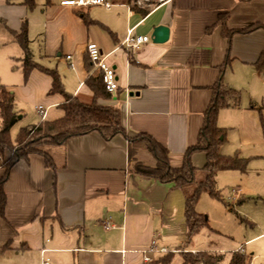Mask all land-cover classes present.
<instances>
[{
    "label": "crops",
    "instance_id": "1",
    "mask_svg": "<svg viewBox=\"0 0 264 264\" xmlns=\"http://www.w3.org/2000/svg\"><path fill=\"white\" fill-rule=\"evenodd\" d=\"M67 1L73 0H34L30 11L24 0H0V49L10 43L19 47L13 33L28 19L34 64L56 71L65 94L90 105L84 57L87 45H96L118 86L112 100L97 105L119 111L128 138L145 135L163 146L173 168L181 166L186 149L195 145L212 88L221 80L227 101H232L231 91L240 94L237 107L218 113L217 125L227 131L221 155L238 153L249 164L262 158L264 68L258 70L256 64L264 55V0H151L136 10L128 9L129 0H106L115 6L110 10L61 5ZM252 26L263 29L235 35L229 42L224 38V30ZM159 27L168 29V41L154 45L150 38ZM129 30L149 43L137 51L124 50ZM21 58V49L19 54L0 51V86L14 95L15 137L22 128L59 119L65 102L61 95L49 94L52 79L44 73L34 70L24 81L21 66L14 65ZM46 153L54 172L33 156L9 174L0 219V264H40L42 259L50 264H145L140 252L152 246L163 255L180 251L187 232L182 193L132 173L135 161L153 167L148 151L140 149L129 161L124 138L105 142L90 134ZM191 162L201 169L206 159L195 154ZM3 175L0 166V179ZM236 192L241 197L243 190ZM105 222L109 231L102 228Z\"/></svg>",
    "mask_w": 264,
    "mask_h": 264
},
{
    "label": "trees",
    "instance_id": "2",
    "mask_svg": "<svg viewBox=\"0 0 264 264\" xmlns=\"http://www.w3.org/2000/svg\"><path fill=\"white\" fill-rule=\"evenodd\" d=\"M28 10L35 7L34 0H24ZM1 24V21H0ZM263 29L260 26H252L242 31L224 30V38L230 39L238 34H249L255 30ZM14 42L22 51V58L16 60L20 64L24 81L29 74L40 71L52 79V88L49 94L61 95L65 102L60 106L62 116L51 122H42L37 126L22 128L14 140L10 137V131L18 122L14 113V95L0 86V166L4 175L0 179V219L4 220L6 208V195L4 187L11 170L20 162H28L30 157H40L47 169L55 171L52 159L46 153V149L60 148L73 139L90 134H97L105 142H109L117 136L126 140L129 161H133L140 149H145L153 158V167H147L140 162L132 163V173L143 180L154 181L162 185H172L179 190L184 197V220L187 227L185 249L177 253L179 264H250L247 256L242 252L230 254L228 259L218 253L186 251L194 238L202 228L207 226L204 216L198 214L196 206L202 195L212 200L228 205L221 198L216 186V178L225 172H235L244 176L248 172L249 160L241 158L238 153L233 156H223L220 148L226 143L227 131L217 125L218 113L222 109L237 107L240 94L231 91L232 101L226 100V92L221 80L212 88V100L202 115V126L199 130L194 146L186 149L179 168L170 165L168 151L152 138L138 135L131 139L125 134L121 125L119 111L110 107L97 105V101H110L113 94L105 91L102 84L101 73L94 72L87 55L84 57V67L88 74L85 85L91 92L93 102L83 105L76 99L65 94L61 79L56 71L45 70L32 61L29 49L26 21L22 22L20 32L13 33ZM15 62V63H16ZM256 68H264V55L256 64ZM203 154L206 163L203 168L196 169L192 166V156ZM5 162L2 163L3 158ZM2 163V164H1ZM232 212V209H229ZM242 222H244L242 220ZM8 250V246L2 249V253ZM176 254L167 253L148 264H172Z\"/></svg>",
    "mask_w": 264,
    "mask_h": 264
},
{
    "label": "rangeland",
    "instance_id": "3",
    "mask_svg": "<svg viewBox=\"0 0 264 264\" xmlns=\"http://www.w3.org/2000/svg\"><path fill=\"white\" fill-rule=\"evenodd\" d=\"M45 3L44 1L43 5ZM30 41L32 40H29V43ZM2 50L7 52L14 50L20 53L19 47L12 43L3 44L0 51ZM14 65L20 64L16 62ZM15 127L11 129L12 140L15 138L17 129ZM216 186L223 201L237 213L229 212L223 203L202 195L195 211L204 216L207 226L202 228L194 240L186 246V251L194 249L221 252V255L228 259L230 254L242 249L247 253L248 259H251L250 264H264V155L249 164L245 177L241 178L237 173L225 172L216 179ZM238 188L243 190L241 197L236 196ZM239 199L243 201L241 205L236 204ZM185 243L186 240L178 250L183 251ZM179 261V256L176 254L172 264H179Z\"/></svg>",
    "mask_w": 264,
    "mask_h": 264
},
{
    "label": "built area",
    "instance_id": "4",
    "mask_svg": "<svg viewBox=\"0 0 264 264\" xmlns=\"http://www.w3.org/2000/svg\"><path fill=\"white\" fill-rule=\"evenodd\" d=\"M171 0H156L157 4H162L165 2H170ZM151 0H129L127 2V7L130 10L143 9L146 4L150 3ZM64 7L70 8H79V9H90V8H103L110 10L115 7L112 4L108 3L106 0H78V1H67L61 4ZM149 43L147 37H137L132 36V30L127 32V36L123 41L121 47L126 51H137L141 48L142 45ZM86 55L89 60V63L93 67V70H96L101 73L102 84L104 89L109 94H114L118 90L117 80L114 71L109 68L105 62L104 58L99 50V48L94 44H89L86 47ZM69 60V58H67ZM37 112L41 117H44V112L41 109H37ZM102 228L105 231H109L112 227L109 222L102 223ZM140 254L143 257L145 264L150 263L152 260L150 256L161 254L164 252H158L153 246L148 250L141 251ZM40 264H50L48 259H42Z\"/></svg>",
    "mask_w": 264,
    "mask_h": 264
},
{
    "label": "water",
    "instance_id": "5",
    "mask_svg": "<svg viewBox=\"0 0 264 264\" xmlns=\"http://www.w3.org/2000/svg\"><path fill=\"white\" fill-rule=\"evenodd\" d=\"M168 37H169L168 29L159 27L153 30L150 39L154 45H162L168 41Z\"/></svg>",
    "mask_w": 264,
    "mask_h": 264
}]
</instances>
